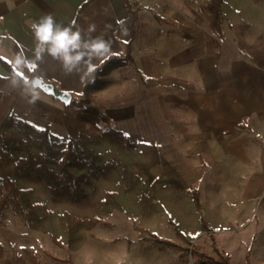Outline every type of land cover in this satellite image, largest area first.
<instances>
[{"label": "crops", "instance_id": "crops-1", "mask_svg": "<svg viewBox=\"0 0 264 264\" xmlns=\"http://www.w3.org/2000/svg\"><path fill=\"white\" fill-rule=\"evenodd\" d=\"M130 2L142 8L133 28L124 0H0V57L23 78L30 74L77 100L86 78L67 74L49 55L36 59L31 25L52 15L60 25L79 28L86 39L109 42V58L125 55L133 29V62L104 77L105 86L94 91L104 98L95 107L128 139L144 138L163 153L196 156L201 160L196 170L203 169L204 160L211 170L239 172L232 184L222 183L218 174L214 185H241V205L264 213V0L257 4L263 13L258 19L243 13L250 14L255 4L243 3L244 8L227 7L225 23L219 22L223 10L213 0ZM237 10L241 13L234 14ZM90 25L95 26L91 33ZM8 75L0 64V76ZM52 107L64 109L34 87L25 88L15 106L17 118L35 128L57 122L43 117Z\"/></svg>", "mask_w": 264, "mask_h": 264}, {"label": "rangeland", "instance_id": "rangeland-1", "mask_svg": "<svg viewBox=\"0 0 264 264\" xmlns=\"http://www.w3.org/2000/svg\"><path fill=\"white\" fill-rule=\"evenodd\" d=\"M258 1L222 0L219 22L227 21L228 6L243 3L255 4L250 14L245 9L243 13L258 19L263 14ZM95 93H91L94 107L104 98ZM44 112L47 122L51 117L57 120L49 122L50 150L44 158L40 135L17 124L15 107L5 129L13 137L2 146L10 157L6 168L25 191L21 201L26 217L3 212L0 264H31L30 256L36 264H196L200 254L216 258L213 244L229 264H264V213L254 212L253 205H241V185H214L218 174L222 183L232 184L239 172L211 170V163L204 160L203 169L196 170L201 161L196 162V156L163 153L144 138L128 139L124 151L106 140L88 141L86 147L100 158L94 173H89L87 157L76 147L70 170L74 176L89 177L74 193L59 169L67 144L63 111L52 107ZM193 189L199 191L201 211L194 205ZM200 216L210 232L201 227ZM154 236L176 247L159 244Z\"/></svg>", "mask_w": 264, "mask_h": 264}, {"label": "trees", "instance_id": "trees-1", "mask_svg": "<svg viewBox=\"0 0 264 264\" xmlns=\"http://www.w3.org/2000/svg\"><path fill=\"white\" fill-rule=\"evenodd\" d=\"M213 1L219 7L222 5V0ZM124 3L128 15L131 17L133 28L134 21L136 20V11L142 8H137L130 0H124ZM154 18L160 20L156 14H154ZM133 34L134 31L132 29L131 39L126 44L125 55L121 58L111 57L98 65L93 78H86L82 88V98L73 99L70 105L64 106L62 124L66 131L67 144L63 151L59 169L60 176L71 182V192L76 193L80 191V184L87 181L89 177L88 173L74 176L70 170L72 164L70 158L76 154V147L79 148L81 154L87 157L89 173H94L96 168L95 160L100 158V155L92 154L86 147L85 142L106 140L109 144L115 145L120 151H124L128 147L126 134L114 129L111 126L110 119L100 112L97 107L92 106L93 97L91 93L105 86L104 77L108 76L114 69L124 66L126 62H133L131 59ZM0 64L9 74L7 77L0 76V218L5 210H10L14 215L25 219L26 213L21 201V196L25 191L19 189L11 178V172L6 168L10 157L7 152L2 151V146L7 138L13 139L12 136L5 133V129L12 119V112L20 94L25 88L32 87L33 76L27 73L29 78H23L1 57ZM17 124H21L25 130H30L40 135L42 158H44L45 154L50 150V127L47 125L42 129H34L29 123L19 120ZM121 175H126L124 170H122ZM191 194L196 209L200 210L201 204L198 191L193 189ZM200 223L204 231L210 232L202 216H200ZM175 232L181 236L176 229ZM154 238L159 244L176 247L173 243L159 240L155 236ZM213 249L216 258L207 254H200L196 260V264H229L228 257L219 252L214 244ZM1 250L2 247L0 246V254ZM191 253L193 255L196 254L194 251H191ZM30 263L36 264L35 258L32 256H30Z\"/></svg>", "mask_w": 264, "mask_h": 264}, {"label": "clouds", "instance_id": "clouds-1", "mask_svg": "<svg viewBox=\"0 0 264 264\" xmlns=\"http://www.w3.org/2000/svg\"><path fill=\"white\" fill-rule=\"evenodd\" d=\"M35 38V57L49 55L58 60L67 74L78 72L84 78H93L95 60L111 56V45L101 37L84 38L77 28L58 24L52 15H45L31 25ZM89 33L95 31L90 25Z\"/></svg>", "mask_w": 264, "mask_h": 264}, {"label": "water", "instance_id": "water-1", "mask_svg": "<svg viewBox=\"0 0 264 264\" xmlns=\"http://www.w3.org/2000/svg\"><path fill=\"white\" fill-rule=\"evenodd\" d=\"M32 85L34 88L41 90L44 94L60 101L64 106L70 105L72 101V96L69 92L57 89L54 84L46 83L39 78H34L32 80Z\"/></svg>", "mask_w": 264, "mask_h": 264}]
</instances>
